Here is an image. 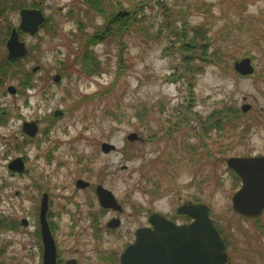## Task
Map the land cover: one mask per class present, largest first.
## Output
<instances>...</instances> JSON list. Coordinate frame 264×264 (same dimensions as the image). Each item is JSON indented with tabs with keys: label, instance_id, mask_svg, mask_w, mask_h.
Here are the masks:
<instances>
[{
	"label": "rangeland",
	"instance_id": "obj_1",
	"mask_svg": "<svg viewBox=\"0 0 264 264\" xmlns=\"http://www.w3.org/2000/svg\"><path fill=\"white\" fill-rule=\"evenodd\" d=\"M150 1L146 30L152 35L124 37L123 53L117 41L85 47L104 22L86 16L84 0H0V67L9 60L13 29L29 51L19 62L18 77L12 65L0 73V108L10 113L0 122V264H42L44 192L65 261L120 264L149 214L179 218L177 208L198 199L229 242L228 264H264V212L260 220H246L233 210L240 186L227 165L231 157L264 154V0ZM22 3L25 8L37 3L34 8L47 18L34 37L22 32ZM72 17L83 18V32ZM167 20L178 32L183 23L195 29L209 42L207 54L222 66L191 57L189 66L200 71L172 82L176 69H185L183 55L167 31L154 38ZM167 50L173 53L166 55ZM91 54L103 70L100 76L81 71L79 56ZM123 57L128 71L117 77ZM248 58L256 71L244 77L235 66ZM35 66L40 70L32 74ZM57 75L63 77L59 83L53 80ZM9 86L20 94H9ZM246 105L250 109L244 112ZM59 110L64 115L53 119ZM215 121L217 127L208 129ZM25 122L41 129L34 141L23 135ZM132 134L138 139L129 140ZM103 143L116 148L105 154ZM18 157L25 160L23 175L8 170ZM78 180L91 186L79 189ZM98 185L110 189L123 209V214L110 212V219L122 221L110 232L93 222Z\"/></svg>",
	"mask_w": 264,
	"mask_h": 264
},
{
	"label": "water",
	"instance_id": "obj_2",
	"mask_svg": "<svg viewBox=\"0 0 264 264\" xmlns=\"http://www.w3.org/2000/svg\"><path fill=\"white\" fill-rule=\"evenodd\" d=\"M21 28L34 35L45 21L41 10H23L21 12ZM10 58H22L28 54L25 43L21 42L17 30L14 29L7 43ZM241 74L253 73L250 59L236 64ZM36 70V69H35ZM60 77H55L59 81ZM13 91V89H11ZM249 107L246 106L245 110ZM61 112H56L60 115ZM26 132L31 135L37 132L36 123H26ZM138 139L137 134L129 136V140ZM116 147L103 143L102 149L110 153ZM20 163V164H19ZM229 168L240 174L243 185L233 196V210L241 215L254 218L264 211V156L262 157H232L228 160ZM13 171H22V161L19 159L9 165ZM79 186L88 185L79 181ZM109 199L102 200L105 207L122 211L115 195L99 188ZM48 206L46 200L41 208V234L44 244L43 264H57V247L47 221ZM179 214H185L193 219L191 224L177 225L163 214L154 213L150 217L152 227L140 228L136 231L135 241L121 254V264H228L229 255L224 238L219 233L210 216V208L204 203L187 202L182 205ZM120 226V220L115 219L110 227ZM70 261L67 264H74Z\"/></svg>",
	"mask_w": 264,
	"mask_h": 264
},
{
	"label": "trees",
	"instance_id": "obj_3",
	"mask_svg": "<svg viewBox=\"0 0 264 264\" xmlns=\"http://www.w3.org/2000/svg\"><path fill=\"white\" fill-rule=\"evenodd\" d=\"M88 11L85 12L86 16L91 14V19H95L96 17L103 18V25L99 27L94 34L89 35L84 45L85 47H93L100 43H103L107 40L117 41L119 44H123L122 51L125 52V44L122 43L123 38L127 37L133 33H142L144 36L150 37L152 34L150 31L146 30L148 27L146 26L147 14L146 9L150 7V0H141V1H131V0H84ZM15 3L11 2L10 6H14ZM162 8H167L165 4H160ZM37 3H32L28 8L37 7ZM25 4H20L19 8L24 9ZM152 7V6H151ZM21 9V10H22ZM1 14V13H0ZM74 14L73 11H70L68 16H72ZM89 18V19H90ZM83 18L76 19L72 17V21L78 24L79 30L81 32L84 31ZM80 21L82 25H80ZM184 31H180L176 28L175 24L169 20L162 24L158 29V32L154 33V38H161V36L167 31L168 38L175 37L176 39L171 40L170 43L175 44L178 43L174 48L178 50L183 55V64L185 65V69L183 72H179L176 69V74L171 76V78L182 79L183 77L188 78L190 74H197L200 71V66H189V58L199 59L201 63L210 62L212 63L216 57L209 56L207 54V50L205 49L209 42L204 40L203 36L198 35L196 30L193 29L186 23H183ZM200 37V38H198ZM83 38V37H82ZM166 55L173 53L170 50L165 51ZM81 60V71L87 76L98 75L100 76L103 73V70L100 66V63L97 59L91 55H80ZM122 57V56H121ZM120 63L118 65L117 77L125 75L128 71V66L123 63L124 57L120 59ZM19 60H7V63L3 64V68H6L8 65L16 66L18 68ZM187 74H189L187 76ZM29 77V76H28ZM27 77V78H28ZM24 79V78H23ZM26 81H23V85H25ZM138 117L143 118V114L139 112L137 114ZM218 123V122H213ZM217 127V126H216ZM232 171V170H231ZM237 181H240L238 175L232 171ZM260 220V218L258 219ZM260 231L263 232L264 235V227H260ZM227 246H229V242L227 238H225Z\"/></svg>",
	"mask_w": 264,
	"mask_h": 264
},
{
	"label": "flooded vegetation",
	"instance_id": "obj_4",
	"mask_svg": "<svg viewBox=\"0 0 264 264\" xmlns=\"http://www.w3.org/2000/svg\"><path fill=\"white\" fill-rule=\"evenodd\" d=\"M43 28V27H42ZM42 28L40 29V31L42 30ZM39 31V32H40ZM22 32H24V33H27V34H29L30 36H32V34L30 33V32H27V31H24V30H22ZM39 32L36 34V35H38L39 34ZM11 33H13V32H11ZM18 33V35H19V32H17ZM12 35V34H11ZM35 36V35H34ZM33 36V37H34ZM19 37H20V35H19ZM9 41V40H8ZM8 43V42H7ZM27 57H25L24 59H17V60H19L20 62H22V61H24L25 59H26ZM7 69V67L6 68H3V66H1L0 67V73L2 74V72L4 73V72H6V73H8L7 71H5ZM36 69V70H35ZM40 70V66H35L33 69H32V74H36L38 71ZM16 73H15V76L16 77H18V75H20L21 73V71H20V69L19 68H16ZM34 72V73H33ZM36 72V73H35ZM2 76H3V74H2ZM242 76V75H241ZM244 77H247V76H244ZM1 78V77H0ZM19 80H22V78H20ZM54 80V79H53ZM20 85L23 87V81L20 83ZM11 89H13V91H11ZM7 92L9 93V94H11V95H14V94H20V90H18V89H16V87H14V86H9L8 88H7ZM246 106H248V105H246ZM246 106H244V108H243V110L245 109V107ZM250 109V105H249V108L248 109H246V111L247 110H249ZM56 113V112H55ZM54 113V114H55ZM7 115H10V113L7 111V110H2L1 108H0V122L2 121V118L4 117V116H7ZM25 124H26V122L24 123V125H23V135H25L27 138H29V140H31V141H34V139L35 138H37L39 135H40V132H41V129L37 126V132L34 134V135H31L28 131L26 132V130H25V128H26V126H25ZM264 154H262V155H257V156H255V157H262ZM21 160L22 161V165H23V170L22 171H10L13 175H23V174H25L26 173V164H25V160L23 159V157H18V158H15L14 160H12L9 164H8V167H9V165H11V163H13V162H15V161H18V160ZM20 164V163H19ZM79 181L80 180H78L77 181V187L79 188V189H82V190H85V189H87V188H89L90 186H91V184L89 183V182H87V181H85L84 180V183H87L88 185H85V186H83V187H81V186H79L78 185V183H79ZM81 181H83V180H81ZM37 186V185H36ZM39 187V186H38ZM100 187H102L104 190H107V191H109L110 192V189H108V188H106V187H104L103 185H98L96 188H95V190H94V192H95V195H96V198H97V201H98V208H97V211H95V212H93V222L96 224L98 221L103 225V226H105V228H106V231H108V232H110V223L113 221V220H115V219H118V220H120V226H118L117 228H120L121 227V225H122V221H121V219L119 218V217H113V218H111L110 219V212H116V213H119V214H123V209H122V211H117V210H115V209H110V207H105V205H103L102 204V200H108L109 199V197L107 196V194H105L104 192H101L100 190H99V188ZM44 200H46V203H47V206H48V210H49V202H50V198H49V194L48 193H46V192H44L43 193V195H42V199H41V203H40V211H39V213L41 214V208H42V204H43V201ZM189 202V201H188ZM192 202H195V201H192ZM185 203H187V202H185ZM184 203V204H185ZM184 204H182V205H184ZM181 205V206H182ZM180 206V207H181ZM179 207V208H180ZM179 208H177V210H176V213H177V211L179 210ZM153 213H155V212H152L151 214H149L148 215V218H147V223L145 224V226H142V227H140V228H146V227H151V224L149 223V220H150V217H151V215L153 214ZM159 213H161V212H159ZM40 214H39V221H40ZM163 214V213H162ZM50 215L52 216V215H54V213H51V214H49L48 213V211H47V214H46V217H47V220H48V223H49V226H50V230H51V232H52V234H53V236H56L55 235V232L53 231L54 230V228H55V224H53V226L51 225V223H50V221H49V217H50ZM165 215V214H164ZM169 220H171V221H173V222H175V223H177L178 225H187V224H191L193 221H192V219H189V218H187L186 216H180L179 215V218H170V217H168L167 215H165ZM53 217V216H52ZM54 218H56V217H54ZM75 224H76V222H74ZM22 224L24 225H27V221L26 220H24L23 222H22ZM73 228H75V227H73ZM112 228V227H111ZM117 228H112L113 230L115 229H117ZM139 228V229H140ZM138 230V229H137ZM136 230V231H137ZM135 235H136V232H135ZM56 247H57V253H58V257H57V264H67L68 262H70V261H74L75 263L74 264H80V260H78V259H69V260H64V259H62V257H60V255H61V248H59L58 246H57V244H56ZM121 256V255H120Z\"/></svg>",
	"mask_w": 264,
	"mask_h": 264
}]
</instances>
